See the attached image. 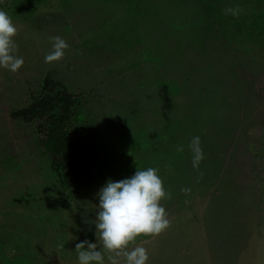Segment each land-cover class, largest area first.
Segmentation results:
<instances>
[{
    "label": "rangeland",
    "instance_id": "obj_1",
    "mask_svg": "<svg viewBox=\"0 0 264 264\" xmlns=\"http://www.w3.org/2000/svg\"><path fill=\"white\" fill-rule=\"evenodd\" d=\"M0 8L24 60L0 68V264H77L75 243L96 242L95 194L136 167L170 193L168 227L135 241L146 264H264V0ZM53 36L69 47L45 63ZM33 99L45 110L30 118ZM59 112L73 147L62 181L43 145Z\"/></svg>",
    "mask_w": 264,
    "mask_h": 264
},
{
    "label": "clouds",
    "instance_id": "obj_2",
    "mask_svg": "<svg viewBox=\"0 0 264 264\" xmlns=\"http://www.w3.org/2000/svg\"><path fill=\"white\" fill-rule=\"evenodd\" d=\"M238 11V8L225 9V13L233 16ZM16 33L12 18L0 8V68L12 73L24 63L23 57L17 54ZM50 39L52 50L45 54V63L58 61L69 47L60 36ZM188 147L192 153V166L196 168L203 159L200 137L193 136ZM180 150L178 146L177 151ZM95 195L98 204L91 224L96 242L84 239L75 243L77 264H146L147 250L135 243L136 239L155 236L169 225L167 213L159 202L168 199L170 193L164 189L157 169L136 167L129 177L106 180Z\"/></svg>",
    "mask_w": 264,
    "mask_h": 264
},
{
    "label": "trees",
    "instance_id": "obj_3",
    "mask_svg": "<svg viewBox=\"0 0 264 264\" xmlns=\"http://www.w3.org/2000/svg\"><path fill=\"white\" fill-rule=\"evenodd\" d=\"M31 97H33V95ZM60 101L65 103L63 96L60 97ZM48 104H51V101H47L46 105ZM42 110H45L43 107V103L40 100H34V104L30 105V109L27 111V113L30 114V118H33L35 116H38L40 114V111ZM25 114L26 110L22 113V115L24 116ZM65 116L66 114L64 115V113L62 112L53 114L54 120L52 131L49 133V135H47L46 140L43 142L44 149L49 157H51L52 162L55 165L63 167V171L65 174L63 176H60L61 181L63 179H67V172L65 171V168H67V161L71 160L73 155L71 139L60 132V128H63L65 126Z\"/></svg>",
    "mask_w": 264,
    "mask_h": 264
}]
</instances>
